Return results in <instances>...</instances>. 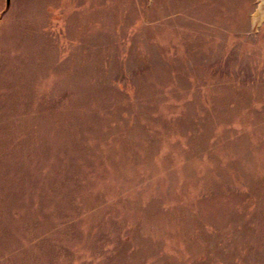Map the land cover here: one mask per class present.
<instances>
[{
	"label": "rangeland",
	"instance_id": "rangeland-1",
	"mask_svg": "<svg viewBox=\"0 0 264 264\" xmlns=\"http://www.w3.org/2000/svg\"><path fill=\"white\" fill-rule=\"evenodd\" d=\"M0 264H264V0H0Z\"/></svg>",
	"mask_w": 264,
	"mask_h": 264
},
{
	"label": "water",
	"instance_id": "water-1",
	"mask_svg": "<svg viewBox=\"0 0 264 264\" xmlns=\"http://www.w3.org/2000/svg\"><path fill=\"white\" fill-rule=\"evenodd\" d=\"M11 0H7V6H10Z\"/></svg>",
	"mask_w": 264,
	"mask_h": 264
}]
</instances>
